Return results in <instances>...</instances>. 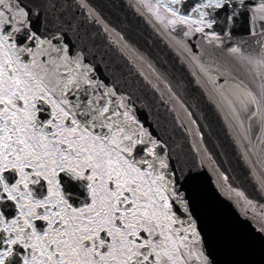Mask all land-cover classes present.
<instances>
[{
	"label": "snow or ice",
	"instance_id": "snow-or-ice-1",
	"mask_svg": "<svg viewBox=\"0 0 264 264\" xmlns=\"http://www.w3.org/2000/svg\"><path fill=\"white\" fill-rule=\"evenodd\" d=\"M74 2L100 23L87 0ZM157 2L174 30L186 26L184 36L221 44L238 22L251 26L249 13L264 14V0ZM59 7L58 0H0V264H210L189 208L191 172L177 169L142 125L128 124L138 120L127 98L113 99L117 92L67 35L80 25L43 11ZM241 95L237 119L256 116L254 105L264 109V92L259 100ZM44 182L47 194L30 187ZM6 201L18 215H8Z\"/></svg>",
	"mask_w": 264,
	"mask_h": 264
},
{
	"label": "water",
	"instance_id": "water-1",
	"mask_svg": "<svg viewBox=\"0 0 264 264\" xmlns=\"http://www.w3.org/2000/svg\"><path fill=\"white\" fill-rule=\"evenodd\" d=\"M58 3L55 12L43 11L80 25L67 35L84 63L117 92L113 99L127 98L129 114L138 120L128 124L137 131L142 125L177 169L191 172L189 208L210 264H264V109L254 105L250 111L257 115L249 119L233 115L242 92L258 100L264 92V14L249 13L251 26L243 19L221 44L184 36L186 26L174 30L157 0H87L100 23L74 0ZM175 7L183 12L186 5ZM228 47L239 54H227ZM5 175L10 183L18 178ZM30 187L47 194L46 182ZM3 207L18 215L13 202Z\"/></svg>",
	"mask_w": 264,
	"mask_h": 264
}]
</instances>
